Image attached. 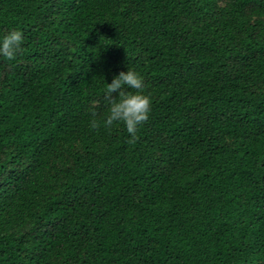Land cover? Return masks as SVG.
I'll return each mask as SVG.
<instances>
[{
    "label": "trees",
    "instance_id": "trees-1",
    "mask_svg": "<svg viewBox=\"0 0 264 264\" xmlns=\"http://www.w3.org/2000/svg\"><path fill=\"white\" fill-rule=\"evenodd\" d=\"M11 30L0 264H264V0H0ZM128 68L134 144L89 126Z\"/></svg>",
    "mask_w": 264,
    "mask_h": 264
},
{
    "label": "clouds",
    "instance_id": "clouds-1",
    "mask_svg": "<svg viewBox=\"0 0 264 264\" xmlns=\"http://www.w3.org/2000/svg\"><path fill=\"white\" fill-rule=\"evenodd\" d=\"M24 34L20 30H11L0 40V56L8 61L15 60L22 51ZM105 105L107 111L100 115L91 110L90 130L97 131L103 127L111 130L114 125H123L134 144L138 139L139 127L146 123L151 112L152 99L146 94L144 78L134 69L128 68L114 76L111 83H106ZM118 93V97L114 96Z\"/></svg>",
    "mask_w": 264,
    "mask_h": 264
}]
</instances>
